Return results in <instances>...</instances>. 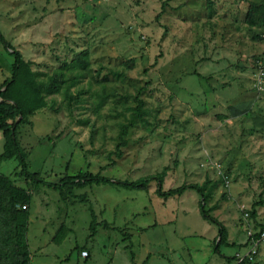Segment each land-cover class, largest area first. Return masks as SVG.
Instances as JSON below:
<instances>
[{
    "label": "rangeland",
    "instance_id": "374dc122",
    "mask_svg": "<svg viewBox=\"0 0 264 264\" xmlns=\"http://www.w3.org/2000/svg\"><path fill=\"white\" fill-rule=\"evenodd\" d=\"M0 34L22 57L2 87L0 43L1 100L22 112L6 123L41 181L0 162V264H197L203 247L202 264H264V0H0ZM77 175L199 185L225 244L194 191L49 186Z\"/></svg>",
    "mask_w": 264,
    "mask_h": 264
},
{
    "label": "trees",
    "instance_id": "16d2710c",
    "mask_svg": "<svg viewBox=\"0 0 264 264\" xmlns=\"http://www.w3.org/2000/svg\"><path fill=\"white\" fill-rule=\"evenodd\" d=\"M0 43L4 46V48L9 51L11 56L13 57V66H12V77L9 81L4 82L3 86H6L8 84H11L14 82L16 75L19 72V69L22 65V57L21 54L14 50L13 47L3 38V36L0 34ZM0 87V89L2 88ZM2 93H0V127L1 128H9L7 130L8 133V140L4 145L3 153L0 155V162L6 159H10L13 156H16V158L19 160L21 165V172H25L26 178H31L36 183L41 184V181L37 179V177L34 174H30L27 172L26 163L24 159L21 156L19 145L16 141V129H17V123L14 122L12 125H8L6 121H14L17 119V117L21 116L22 112L20 107L17 104H11L6 102L5 100H1ZM135 117V115H134ZM137 117V116H136ZM136 124L134 118L130 119L129 123L121 125L120 126V133H119V142L118 147L124 146L126 144V135L127 131L130 127L134 126ZM13 148V149H12ZM151 181H155L156 183V194L159 198L162 199H168L175 196H180L186 191H194L200 196V201L198 203L199 213L201 217L216 225L218 228V234L215 241V253L217 252L220 245L225 244V240L227 238V233L223 225L214 217H212L206 210H205V202L207 199L206 194L204 193V188H202L199 185L196 184H190V185H182L177 188L168 189L167 191L162 190V177L161 176H148L143 179L137 180L136 182H120L116 181L113 182L108 178L99 177V176H92V175H77V176H71L66 177L62 179L58 184L49 185L53 187L54 189H63L68 188L69 186L75 187V188H84L88 185H117L132 189H145L148 184ZM44 184V183H42ZM5 190L7 192L8 201L10 204H25L28 202V197L23 192L19 191L18 189H15L14 187H11L10 185L5 186ZM254 216V214L252 215ZM29 257L27 253L21 252L18 255V258L14 262V264H28ZM242 264H250L249 262H243Z\"/></svg>",
    "mask_w": 264,
    "mask_h": 264
},
{
    "label": "crops",
    "instance_id": "0c3cea01",
    "mask_svg": "<svg viewBox=\"0 0 264 264\" xmlns=\"http://www.w3.org/2000/svg\"><path fill=\"white\" fill-rule=\"evenodd\" d=\"M215 234V236L213 237V236H211V239H216V237H217V234L218 233H214ZM204 238H206V239H209L208 238V236H203ZM203 237H201V239L203 240ZM201 252L199 251L198 253H197V255L195 256V262L197 263V264H202V262L206 259V258H208V259H210V252H209V250L208 249H206L205 247H203V252H202V256H200V257H197L199 254H200ZM195 264V263H194Z\"/></svg>",
    "mask_w": 264,
    "mask_h": 264
},
{
    "label": "built area",
    "instance_id": "2783aa9c",
    "mask_svg": "<svg viewBox=\"0 0 264 264\" xmlns=\"http://www.w3.org/2000/svg\"><path fill=\"white\" fill-rule=\"evenodd\" d=\"M87 255V253L84 251L82 252V256L85 257ZM255 255V250H250L248 253H247V257H237L236 258V263L237 264H242L243 262H251L253 257ZM249 260V261H247Z\"/></svg>",
    "mask_w": 264,
    "mask_h": 264
}]
</instances>
